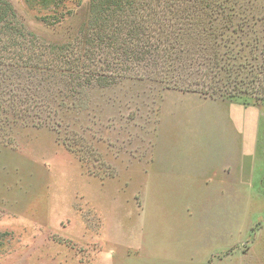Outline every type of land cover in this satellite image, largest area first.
I'll return each mask as SVG.
<instances>
[{
	"label": "rangeland",
	"instance_id": "rangeland-1",
	"mask_svg": "<svg viewBox=\"0 0 264 264\" xmlns=\"http://www.w3.org/2000/svg\"><path fill=\"white\" fill-rule=\"evenodd\" d=\"M8 1L23 30L46 40L55 38L51 28L62 16L88 2ZM253 2L264 10V0ZM258 47L244 48V84L233 94L264 97L263 58L251 56ZM147 67L126 70L99 89L86 87L77 120L40 108L46 101L58 107V89H70V79L76 84L71 72L54 79L34 68L29 79L33 88L40 83L38 90L0 96L3 104L19 102L14 110L35 111L33 124L0 114L10 123L0 124V264H264V100L191 91L186 82L194 73L178 86L165 75L150 81ZM197 96L221 100L216 116L196 124L200 130L210 123L218 134L210 135L214 146L187 148L203 163L186 157L185 177L177 180L163 171L162 159L169 132L191 124L185 104ZM200 174L216 177L194 179Z\"/></svg>",
	"mask_w": 264,
	"mask_h": 264
},
{
	"label": "trees",
	"instance_id": "trees-1",
	"mask_svg": "<svg viewBox=\"0 0 264 264\" xmlns=\"http://www.w3.org/2000/svg\"><path fill=\"white\" fill-rule=\"evenodd\" d=\"M253 1L88 0L82 9L62 16L51 28L55 38L46 40L34 32L24 31L13 6L8 0H0V96L10 98L18 93L20 98L22 90L26 94L38 90L40 83L33 88V81L29 79L34 68H41L42 75L54 79L57 74L62 78L71 72L75 74L76 84L70 79V89L64 93L58 89V107L42 97L46 105L41 104L40 108L47 106L60 114L66 111L70 119L77 120L75 114L86 108L81 101L86 87H105L126 70L137 68L143 72L147 62L145 69L151 72L150 81L165 75L170 77L172 85L178 86V80L184 82L194 73V78L186 82L191 91L213 98L238 97L244 103L251 99L254 103H263L261 91L260 95L250 98L232 92L244 84L239 62L245 49L252 53L260 44L258 53L251 56L260 55L264 67V10ZM42 17L46 21V16ZM64 24L69 26L66 36L60 33L62 27L66 28ZM54 63H57L55 67ZM234 69H237L236 80L232 82L230 76ZM22 70L26 72L25 77L15 76L16 71ZM127 73L124 77H130V72ZM173 77L176 78L173 80ZM63 99L68 100L67 109L62 106ZM9 101L0 103L1 115L34 123L31 120L35 118V111L14 110L19 102L15 106ZM40 120L48 123L45 117ZM0 124H5L4 129L10 126L1 120ZM62 142L71 150L68 139Z\"/></svg>",
	"mask_w": 264,
	"mask_h": 264
},
{
	"label": "crops",
	"instance_id": "crops-1",
	"mask_svg": "<svg viewBox=\"0 0 264 264\" xmlns=\"http://www.w3.org/2000/svg\"><path fill=\"white\" fill-rule=\"evenodd\" d=\"M179 104L181 102L183 103L184 100H178ZM186 102V101H185ZM188 102V101H187ZM223 102V101H222ZM221 103V100L218 99H211V98H203L200 96H197L195 100H190L188 104L186 103L185 106L188 108L190 107L189 112L187 111L186 115H184L185 118L188 119L186 122L189 124L186 130H178V131H171L169 134H173V136H170L168 139V145H167V154L166 158L162 159V163L165 164V168H163V171L167 173L168 176L171 177H177V180L183 179L185 175L182 173L185 170V163L188 159L190 162H195L197 164H201L199 162H202L203 159L200 157L194 156L193 153L188 151V147H193L194 149H203L207 148L209 146H214L215 142L212 140L210 141V135L213 137L218 134L217 133V127H212V125L206 124L204 125L203 129H198L196 125L197 124V118L205 117L206 119H209L213 116H216L217 113V107ZM179 109V108H178ZM192 126H194L192 128ZM181 127V126H180ZM201 128V127H200ZM212 129V131H211ZM202 130V131H201ZM210 130V132H208ZM213 132V133H212ZM189 152V153H188ZM188 159H187V158ZM209 158V156H208ZM203 163V162H202ZM216 177V175L206 174V175H198L197 177Z\"/></svg>",
	"mask_w": 264,
	"mask_h": 264
}]
</instances>
